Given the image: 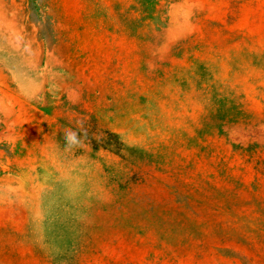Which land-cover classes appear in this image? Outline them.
I'll list each match as a JSON object with an SVG mask.
<instances>
[{"label":"rangeland","instance_id":"1","mask_svg":"<svg viewBox=\"0 0 264 264\" xmlns=\"http://www.w3.org/2000/svg\"><path fill=\"white\" fill-rule=\"evenodd\" d=\"M0 264H264V0H0Z\"/></svg>","mask_w":264,"mask_h":264},{"label":"clouds","instance_id":"2","mask_svg":"<svg viewBox=\"0 0 264 264\" xmlns=\"http://www.w3.org/2000/svg\"><path fill=\"white\" fill-rule=\"evenodd\" d=\"M64 140L68 149H71L73 147H78L82 143L78 133L72 130L65 131Z\"/></svg>","mask_w":264,"mask_h":264}]
</instances>
